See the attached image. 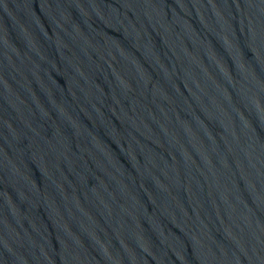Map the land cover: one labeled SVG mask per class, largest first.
<instances>
[{"label": "water", "instance_id": "1", "mask_svg": "<svg viewBox=\"0 0 264 264\" xmlns=\"http://www.w3.org/2000/svg\"><path fill=\"white\" fill-rule=\"evenodd\" d=\"M0 264H264V0H0Z\"/></svg>", "mask_w": 264, "mask_h": 264}]
</instances>
